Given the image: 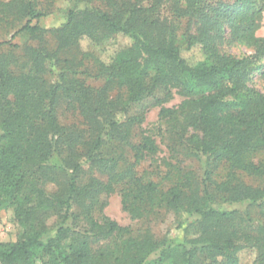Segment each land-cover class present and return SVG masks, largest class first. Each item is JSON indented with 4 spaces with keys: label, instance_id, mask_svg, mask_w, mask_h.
<instances>
[{
    "label": "trees",
    "instance_id": "16d2710c",
    "mask_svg": "<svg viewBox=\"0 0 264 264\" xmlns=\"http://www.w3.org/2000/svg\"><path fill=\"white\" fill-rule=\"evenodd\" d=\"M54 1L0 0V28L8 26L11 38L24 35L38 43H0V209L11 210L21 229L15 242L0 243V264H240L236 254L245 248L255 251L254 264H264V186L232 180L234 171L264 177V163L250 159L264 156V95L249 86L256 74L264 76V38L256 37L264 0H100L98 6L78 0L90 8L69 10L57 29L33 24ZM192 20L196 34L186 27L179 34L178 26ZM225 27L253 55H220L213 39ZM110 33L131 43L109 64L81 50V38L101 43ZM193 47L202 59L189 64L181 52ZM158 89L168 95L175 89L182 98L160 111L162 120L201 133L184 144L188 155L233 170L215 192L200 194L187 178L162 194L166 210L180 218L183 242L170 235L137 236L91 214L99 194H110L121 182L140 202L158 193L133 170L152 152L149 137L138 143L130 138L144 117H116ZM66 113L76 122L61 125L58 116ZM176 138L181 141L182 133ZM105 149L116 155L105 158ZM54 157L59 165L51 164ZM83 162L106 175V182L91 177L79 187ZM47 185L55 190L47 192ZM238 203H247L243 212L216 208ZM49 218L58 221L53 234Z\"/></svg>",
    "mask_w": 264,
    "mask_h": 264
},
{
    "label": "rangeland",
    "instance_id": "374dc122",
    "mask_svg": "<svg viewBox=\"0 0 264 264\" xmlns=\"http://www.w3.org/2000/svg\"><path fill=\"white\" fill-rule=\"evenodd\" d=\"M217 1L232 4L234 0ZM99 4L100 0H94L92 5H90L98 6ZM87 8H90V6L78 0H55L49 9V13L44 18L34 21L33 24H38L44 30L57 29L67 21V12L69 10L79 11ZM185 27L192 35H195L197 28H199L197 22L192 20L189 24L183 23L181 27L178 26V33L180 34L184 31ZM11 34L12 32L8 31V26L0 28V43L11 40L12 43L20 47L27 44L32 47H37L38 45L29 36L17 35L15 38H11ZM256 37L264 38V3L262 14L256 18ZM213 41L220 55L234 58L253 55L252 49L236 42L229 36L227 27L224 28L223 34L219 38H214ZM130 43L129 38L115 33H110L107 39L101 43H93L85 37L79 40V46L82 51L90 53L106 65L111 62V58L117 51L130 45ZM181 55L189 64H196L202 59L199 47L183 50ZM261 65H264V61L261 62ZM89 84L97 86L99 83L91 81ZM249 86L264 95V76L256 74ZM167 92L165 89H158L151 96L130 104L126 114L116 116L120 121L125 120L127 117H144L142 123L132 127L130 138L132 143H138L143 136L149 137L152 142V152H148L142 157L140 162L133 166V170L136 177L141 178L143 183H154L157 186L158 193L153 194L147 199L148 201L140 202L133 198L136 192H132L133 189L128 188L124 184L125 182H121L115 185L110 194H99L91 214L93 219L100 223L104 221V218H107L116 223L118 222L122 226H128L134 232V235L137 236H149L159 240L170 235L176 236V242H183L184 238H186L185 234L177 229V220L180 218L174 212L166 210L165 205L161 202L162 194L171 186L185 182L187 178L192 180V188L199 190L200 194L206 188L210 192H215V186L229 178V174L231 175L233 170L228 165L222 163L212 164L204 157L197 159L188 155L184 144L192 136H201V133L190 126L182 128L177 121H167L168 117L162 120L159 115L160 111L164 108L173 109L182 100L175 89L169 90L170 95ZM58 118L61 125L76 122V118L69 113L62 114ZM177 132L182 133L181 141L176 138ZM115 152L112 154V152L108 153L106 149L103 150L105 158L116 155ZM124 152L128 160L127 164H132L133 152L129 148H126ZM245 157L247 158L248 156L246 155ZM250 159L254 163H264V156L261 154L255 155ZM51 164L59 165L60 159L54 157ZM82 166L84 170L78 181L79 187L88 184L91 177L98 178L101 182H106V175L101 174L98 170L90 169L86 162H83ZM234 172L237 175L232 177L233 181L244 182L252 187L264 186V177L256 178L242 171ZM207 178L210 179L207 180ZM45 189L51 193L55 190V186L47 185ZM246 207L247 203H238L231 206L220 204L216 208L225 211L235 209L243 212ZM74 210L77 212L78 207L75 206ZM57 224L58 221L55 218L47 220V225L52 230V234L55 232ZM20 231V227L13 220L12 211L0 209V243L15 242ZM236 257L240 264H254L256 253L252 249L245 248L240 250Z\"/></svg>",
    "mask_w": 264,
    "mask_h": 264
}]
</instances>
